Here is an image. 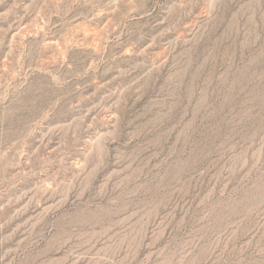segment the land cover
Returning <instances> with one entry per match:
<instances>
[{
    "label": "rangeland",
    "instance_id": "1",
    "mask_svg": "<svg viewBox=\"0 0 264 264\" xmlns=\"http://www.w3.org/2000/svg\"><path fill=\"white\" fill-rule=\"evenodd\" d=\"M0 264H264V0H0Z\"/></svg>",
    "mask_w": 264,
    "mask_h": 264
}]
</instances>
